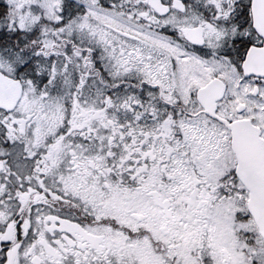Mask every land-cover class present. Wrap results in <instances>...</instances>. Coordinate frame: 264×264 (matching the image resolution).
<instances>
[{
  "label": "snow or ice",
  "instance_id": "6c2138e0",
  "mask_svg": "<svg viewBox=\"0 0 264 264\" xmlns=\"http://www.w3.org/2000/svg\"><path fill=\"white\" fill-rule=\"evenodd\" d=\"M0 264H264V0H0Z\"/></svg>",
  "mask_w": 264,
  "mask_h": 264
}]
</instances>
